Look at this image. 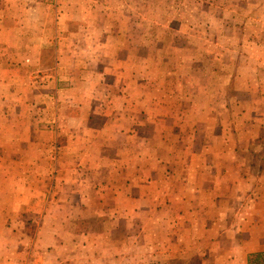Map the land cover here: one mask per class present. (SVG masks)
<instances>
[{"label": "crops", "instance_id": "0c3cea01", "mask_svg": "<svg viewBox=\"0 0 264 264\" xmlns=\"http://www.w3.org/2000/svg\"><path fill=\"white\" fill-rule=\"evenodd\" d=\"M124 1L111 9L95 0L99 7L79 11L94 36L58 47L61 107L75 114L61 152L97 157L60 170L68 175L61 188L79 196L84 216L69 230V219L45 212L33 247L22 253L14 243L9 257L0 243V264H264V166L254 164L264 120L253 112L248 125L225 130L217 116L223 105H212L218 94L187 74L163 73V41L152 38L163 26H148L142 6L121 10ZM169 44L182 47L174 36ZM27 47L34 58L35 45ZM15 48L23 51L7 45ZM261 63L259 55L247 58L252 81L264 82L254 73ZM17 101L30 116L34 100ZM3 103V112L18 104Z\"/></svg>", "mask_w": 264, "mask_h": 264}, {"label": "rangeland", "instance_id": "374dc122", "mask_svg": "<svg viewBox=\"0 0 264 264\" xmlns=\"http://www.w3.org/2000/svg\"><path fill=\"white\" fill-rule=\"evenodd\" d=\"M101 1L105 6L114 4V0ZM95 5L99 7L95 0H0V243L9 257L14 243L22 253L33 247L45 212L58 220L69 219V230L84 216L76 204L79 196L61 188L60 177L68 175L60 170L72 169L75 163L83 169L97 157H63L61 152V133H66L67 125L75 128L68 120L75 114L61 107L64 81L57 75L62 56L58 47L91 38L94 31L82 29L87 23L78 13L96 9ZM123 6L121 10L142 6L148 26H163L165 31L152 35L163 41L162 72L187 74L197 88L218 94L212 105H223L217 116L223 118L225 130L248 125L253 112L264 120V90L260 96L255 93L257 88L264 89V82L252 81V67L245 64L247 58L259 55L263 63L256 65L254 73L258 80L264 78V0H125ZM29 27L35 28L34 36L24 31ZM173 36L182 43L178 50L170 47ZM15 43L22 52L7 49ZM27 45H35L34 58ZM149 57L157 58L153 52ZM175 59L180 61L178 67ZM187 61L193 62L190 69ZM19 66L18 74L14 70ZM28 98L34 100L30 116L17 101L26 104ZM2 101L18 104L4 107L3 112ZM260 127L264 141V127ZM226 135L223 132V140ZM92 147H86L88 153H94ZM255 149V157L260 158L254 164L263 168L264 144Z\"/></svg>", "mask_w": 264, "mask_h": 264}]
</instances>
